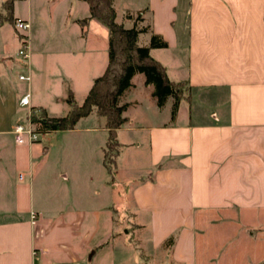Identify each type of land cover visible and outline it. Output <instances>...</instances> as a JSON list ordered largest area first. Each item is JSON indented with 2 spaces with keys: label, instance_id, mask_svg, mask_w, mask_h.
I'll use <instances>...</instances> for the list:
<instances>
[{
  "label": "crops",
  "instance_id": "obj_1",
  "mask_svg": "<svg viewBox=\"0 0 264 264\" xmlns=\"http://www.w3.org/2000/svg\"><path fill=\"white\" fill-rule=\"evenodd\" d=\"M111 3L117 23L139 30L137 45L151 34L165 42L149 55L185 88L158 107L133 74L112 181L94 112L16 144L17 113L63 116L67 93L82 102L107 64V29L78 22L84 0L15 1L28 28L0 24V264L264 263V0ZM21 37L19 64L9 50ZM15 69L29 76L17 90L6 74Z\"/></svg>",
  "mask_w": 264,
  "mask_h": 264
},
{
  "label": "trees",
  "instance_id": "obj_2",
  "mask_svg": "<svg viewBox=\"0 0 264 264\" xmlns=\"http://www.w3.org/2000/svg\"><path fill=\"white\" fill-rule=\"evenodd\" d=\"M17 0H5L0 12V24L16 20L12 16L13 3ZM88 6V16L78 20L84 25L89 19L98 20L107 29V64L102 74L96 77L88 92L79 105L72 104L71 94L67 93L64 101L70 105L63 116L52 117L46 115L43 109H36L30 115L29 121L36 132L48 133L52 131L73 129L75 123L82 117L94 112L103 118V127L107 137L103 149V166L110 181L114 178V155L117 151L115 130L124 122L122 112L125 104L119 103V97L131 85L130 79L135 73H141L144 84L153 87L152 96L156 105L162 106L168 97L181 96V84L169 81L161 64L150 57V48L165 47V42L157 35L151 34L145 46L136 43L138 29L124 28L114 19L111 0H84ZM113 153V155L111 154Z\"/></svg>",
  "mask_w": 264,
  "mask_h": 264
},
{
  "label": "built area",
  "instance_id": "obj_3",
  "mask_svg": "<svg viewBox=\"0 0 264 264\" xmlns=\"http://www.w3.org/2000/svg\"><path fill=\"white\" fill-rule=\"evenodd\" d=\"M13 27L16 31H25L28 28V24L25 21H22L20 19H16L13 23ZM17 55L22 61H26L28 58V52H27V46H26V39L25 37H21V43L17 50ZM17 79L19 81H29V76L27 74L17 73ZM28 93H24L18 100V104L20 106H28ZM35 109L28 108V111L26 113V124L23 125L21 123H16L12 128V135L13 140L16 144H22L26 141L33 142L37 141V137H40L41 139L44 138L45 133L36 132L32 128V124L29 121L30 115L35 113ZM17 178H22V173L17 174ZM34 217V214L31 213V218Z\"/></svg>",
  "mask_w": 264,
  "mask_h": 264
},
{
  "label": "rangeland",
  "instance_id": "obj_4",
  "mask_svg": "<svg viewBox=\"0 0 264 264\" xmlns=\"http://www.w3.org/2000/svg\"><path fill=\"white\" fill-rule=\"evenodd\" d=\"M3 27L8 28L13 34H16L15 31H12L11 25H10V23L8 21H5L3 23ZM19 46L20 45H15V46L11 47L10 50H9V54H11L12 58L15 59V60H17V62H19V64H21L20 58L17 55V50H18ZM17 73H18L17 69L11 70L9 73H6L8 75V78H9V81L11 83V86L14 87L16 90H17V85H16V79H17L16 76H17ZM181 88H185V85H181ZM14 119L16 120L15 123H14V125L16 123H21L23 125L26 124V118H25V116L23 117V115H22L21 112L17 113V115L14 117ZM8 140H10V138ZM40 140H42V139L40 137H37V141H40ZM111 154L113 155V153H111ZM257 247H258L259 250H261L262 244L261 243H258ZM141 264H143V262H141Z\"/></svg>",
  "mask_w": 264,
  "mask_h": 264
},
{
  "label": "water",
  "instance_id": "obj_5",
  "mask_svg": "<svg viewBox=\"0 0 264 264\" xmlns=\"http://www.w3.org/2000/svg\"><path fill=\"white\" fill-rule=\"evenodd\" d=\"M262 264H264V263H262Z\"/></svg>",
  "mask_w": 264,
  "mask_h": 264
}]
</instances>
